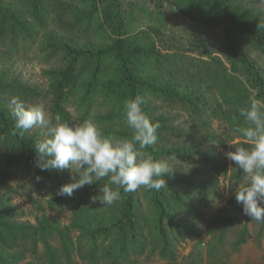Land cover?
Segmentation results:
<instances>
[{"label":"trees","instance_id":"1","mask_svg":"<svg viewBox=\"0 0 264 264\" xmlns=\"http://www.w3.org/2000/svg\"><path fill=\"white\" fill-rule=\"evenodd\" d=\"M158 1L206 26H223L226 44L212 49L202 44V56L189 63L162 44L159 27L130 32L120 0H0V264H31L24 262L25 245L34 254L42 247L46 264H75V253L85 264H123L132 246H145L144 234L152 237L150 253L173 259L174 239L194 237L187 208H194L193 202L201 206L208 202L211 185H216L206 180L208 170L193 161L189 171L169 166L163 188L141 187L131 193L121 189V199L111 206L92 199L104 181L85 185L70 197L58 195L75 173L41 171L34 145L46 130L17 131L10 114L13 96L27 100L42 95L39 87L22 83L12 73L17 59L35 49L49 66L43 77L52 117L59 113L71 124L92 119L105 134L130 137L123 101L139 94L145 99L143 111L159 124L157 142L145 149L157 160L167 162L173 155L192 152L208 160L200 146L216 141L226 147L234 141L238 137L234 129L244 119L239 109L250 98L264 101V65L252 56L255 51L264 57V0ZM151 95L178 101L194 117L195 127L177 130L172 123L178 118L158 114ZM211 97L218 101L213 103L214 115L225 124V138L215 137L203 121L201 110L212 105ZM174 138L178 143L172 142ZM218 164L226 169L221 159ZM234 167L236 178H243V171ZM25 168L40 177L39 191L48 188L49 206L70 211L69 224L49 216L36 224L12 219L11 182ZM142 194L147 198L146 212ZM246 232L244 228L240 242Z\"/></svg>","mask_w":264,"mask_h":264},{"label":"rangeland","instance_id":"2","mask_svg":"<svg viewBox=\"0 0 264 264\" xmlns=\"http://www.w3.org/2000/svg\"><path fill=\"white\" fill-rule=\"evenodd\" d=\"M120 2L130 32L150 25L159 27L162 31V44L175 49L180 60L189 63L196 62V59L202 56V44L211 49L226 44L223 26L209 27L196 22L182 15L175 6L167 2L162 3L158 0H120ZM252 56L259 65H264V57L261 54L253 51ZM45 59L39 50L34 49L29 55L17 59L12 73L22 83L39 87L42 95L26 101L43 105L50 115L49 99L45 96L47 81L43 77L45 69L49 68ZM210 100L212 105H207L201 110L203 121L209 124L215 137L219 135L226 137L224 134L228 132L225 124L214 115L216 113L213 103H218V101L213 97ZM150 102L154 107L160 109L158 114H164L169 118L173 116L178 118L172 123L177 130L195 127L194 117H191L187 110H183L178 101L168 102L151 95ZM175 134L177 136L178 131ZM202 136H205V133ZM193 137L191 136L190 139ZM238 139L240 138L236 137L235 140ZM177 141V138L172 140L174 143H178ZM228 143L224 147L216 141H210V143L200 146L209 156L208 160L200 157L198 153L192 152L173 155L165 162L170 167H182L187 171L192 166L189 161L196 162L198 164L196 167L208 170L206 180L216 181V185H211L212 191L206 204L201 206V204L193 202L194 208H187L188 217L194 224V237L183 242L174 239L175 257L169 259L156 252L150 253V250L153 249V244L150 241L152 237L149 234H144L141 240L145 246H132L128 259L123 264H264V222H257L244 215L242 206L235 199L236 188L245 183L246 176L238 179L234 175L236 168L225 155L227 151L233 150ZM219 159L226 163V169L218 164ZM37 180L36 171L29 172L26 168L14 176L9 193L10 207L13 208L12 219L36 224L39 218L49 216L61 220L64 224H69L70 211L49 206L47 202L48 188L39 191L36 186ZM142 197V206L146 212L147 198L145 194H142ZM195 208H199V212H196ZM227 221L229 222L223 230ZM244 228L247 229L245 241L240 242ZM22 249L26 253L24 262L46 264L42 257V247L39 254L32 253L29 246L26 245ZM73 259L75 264H85V260L78 253L74 254Z\"/></svg>","mask_w":264,"mask_h":264},{"label":"clouds","instance_id":"3","mask_svg":"<svg viewBox=\"0 0 264 264\" xmlns=\"http://www.w3.org/2000/svg\"><path fill=\"white\" fill-rule=\"evenodd\" d=\"M144 103L139 94L123 101L122 115L131 129L130 137L105 134L92 119L71 124L59 113L52 117L43 105L29 103L20 96L11 98L10 114L17 131L36 127L46 130L44 138L34 145L41 171L70 169L75 173L70 183L58 189V195L70 197L85 185L104 181L99 195L92 199L111 206L121 199V189L123 193L141 187L159 190L167 184L164 177L169 166L145 151L157 142L159 124L143 111ZM239 115L243 123L234 132L240 139L229 142L234 150L225 153L246 176L245 183L236 188L235 199L244 215L264 222V101L250 98L247 106L239 109Z\"/></svg>","mask_w":264,"mask_h":264}]
</instances>
